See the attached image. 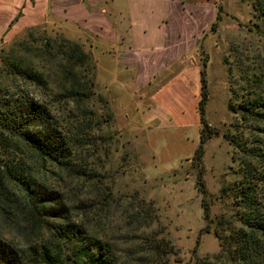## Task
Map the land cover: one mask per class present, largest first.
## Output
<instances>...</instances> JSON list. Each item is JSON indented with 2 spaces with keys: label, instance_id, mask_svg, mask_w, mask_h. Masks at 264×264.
I'll list each match as a JSON object with an SVG mask.
<instances>
[{
  "label": "rangeland",
  "instance_id": "1",
  "mask_svg": "<svg viewBox=\"0 0 264 264\" xmlns=\"http://www.w3.org/2000/svg\"><path fill=\"white\" fill-rule=\"evenodd\" d=\"M207 1L204 4L214 8L207 30H200V36L194 32L198 39L183 40V60L143 86L136 79L121 77L126 74L119 69L116 78V68H112L114 75L100 73L97 79L94 72L96 94L107 102L112 115L102 129L107 142L99 154L98 170L113 199L105 207L97 205L84 218L89 232L107 240L124 264H141L145 233L172 242L175 254L169 257L170 264H195L199 257L216 254L219 244L212 229L220 216L233 213L230 202L220 197L221 190L241 177L240 163L231 158V152L240 155L239 147L229 145V140L237 137L241 147V141L251 137L253 147L261 138L255 130L261 125L241 120L232 109L264 95L263 24L253 17L249 0ZM24 28L13 27L3 36L0 57L19 50V44L32 50L45 37L54 36L77 41L91 54L87 40L93 42V38L85 44L87 34L76 29L52 22L31 31ZM72 33L80 35L81 41L71 38ZM202 71L208 93L204 118L215 134L202 144V157L197 160ZM199 173L208 221L195 185ZM76 190L87 193L79 186ZM15 231L0 219V232L18 243Z\"/></svg>",
  "mask_w": 264,
  "mask_h": 264
},
{
  "label": "trees",
  "instance_id": "2",
  "mask_svg": "<svg viewBox=\"0 0 264 264\" xmlns=\"http://www.w3.org/2000/svg\"><path fill=\"white\" fill-rule=\"evenodd\" d=\"M249 1L264 37V0ZM18 46L0 57V219L15 228L20 241L0 232V264H124L107 240L89 232L84 218L113 199L98 170L107 142L102 129L112 115L96 94L92 56L62 36L45 37L32 50ZM199 97L197 160L202 144L215 134L204 118L208 93L203 71ZM232 111L245 122L259 123L255 130L261 138L253 147L251 137L241 147L237 137L229 140L239 147L240 155L231 152V158L240 163L241 177L220 197L230 202L233 213L220 216L212 229L219 251L195 264H264V95ZM200 174L195 185L208 221ZM78 186L87 193L77 191ZM142 247L141 264H170L175 254L172 242L157 234H143Z\"/></svg>",
  "mask_w": 264,
  "mask_h": 264
},
{
  "label": "crops",
  "instance_id": "3",
  "mask_svg": "<svg viewBox=\"0 0 264 264\" xmlns=\"http://www.w3.org/2000/svg\"><path fill=\"white\" fill-rule=\"evenodd\" d=\"M204 3L208 1L0 0V40L13 27L22 31L52 22L76 29L87 34L85 44L93 38L87 41L96 79L100 73L114 75L116 68V78L119 69L126 74L121 77L136 79L141 87L183 60V40L198 39L194 32L200 36V30H207L214 8Z\"/></svg>",
  "mask_w": 264,
  "mask_h": 264
}]
</instances>
